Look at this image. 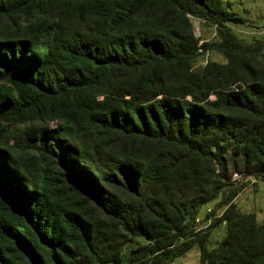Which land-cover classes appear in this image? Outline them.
<instances>
[{"label":"trees","instance_id":"trees-1","mask_svg":"<svg viewBox=\"0 0 264 264\" xmlns=\"http://www.w3.org/2000/svg\"><path fill=\"white\" fill-rule=\"evenodd\" d=\"M244 23L224 0H0V264H264L237 204L264 181Z\"/></svg>","mask_w":264,"mask_h":264},{"label":"rangeland","instance_id":"rangeland-1","mask_svg":"<svg viewBox=\"0 0 264 264\" xmlns=\"http://www.w3.org/2000/svg\"><path fill=\"white\" fill-rule=\"evenodd\" d=\"M232 3V11L242 16L245 20L244 25L234 26L243 40L252 42L254 39L264 38V0H224ZM197 35H203L205 39L213 36V30L201 26L198 20H193ZM211 59L223 62L224 58L216 53L211 55ZM239 209L245 213H255L258 219H264V181L256 186H249L237 199ZM208 223L202 222L199 228H205ZM224 230L220 229L214 233V240H220ZM148 243L146 238H138L135 242L126 247L125 252L139 245ZM173 264H200V251L194 247L184 257L176 259Z\"/></svg>","mask_w":264,"mask_h":264},{"label":"built area","instance_id":"built-area-1","mask_svg":"<svg viewBox=\"0 0 264 264\" xmlns=\"http://www.w3.org/2000/svg\"><path fill=\"white\" fill-rule=\"evenodd\" d=\"M235 177H238V175H236ZM198 223H199V224H202V222H201L200 219L198 220ZM208 224H209V223H208Z\"/></svg>","mask_w":264,"mask_h":264},{"label":"water","instance_id":"water-1","mask_svg":"<svg viewBox=\"0 0 264 264\" xmlns=\"http://www.w3.org/2000/svg\"><path fill=\"white\" fill-rule=\"evenodd\" d=\"M196 32V31H195ZM196 35H197V32H196ZM198 36V35H197Z\"/></svg>","mask_w":264,"mask_h":264}]
</instances>
